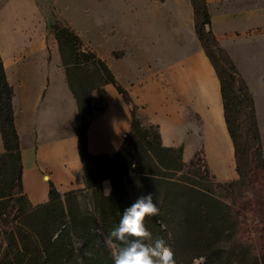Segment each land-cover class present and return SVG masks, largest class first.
Masks as SVG:
<instances>
[{
	"label": "trees",
	"instance_id": "trees-1",
	"mask_svg": "<svg viewBox=\"0 0 264 264\" xmlns=\"http://www.w3.org/2000/svg\"><path fill=\"white\" fill-rule=\"evenodd\" d=\"M190 3L195 33L211 65L215 68L209 50L228 70L236 73L225 49L219 45L212 31L205 29L209 25L206 0H190ZM56 40L59 44L64 40L76 46L81 54L95 63L102 74L101 86L111 84L128 106L131 127L128 139L113 158L107 155L91 156L87 152L86 131L92 115L85 113V99L71 89L79 107L76 118L78 154L83 166L86 192L66 194L63 201L50 185L49 201L38 207H30L21 187V161L13 125L12 90L5 79L0 60V134L4 148L0 156V264H72L76 257L74 238L83 242L84 264H114L104 236L117 225L125 208L148 193H153L159 209L157 215L145 218V225L153 239L163 238L173 248L177 237L172 235L175 230L172 214L176 210L180 240L195 252L186 260L174 256L176 264H193L197 258H204V264H230L231 258L241 251L244 244L250 246L246 253L247 260L239 264H264V162L253 101L243 82L239 87L243 101L234 104L238 135L234 136L228 129L239 178L223 184L215 183L202 148L196 150L185 166L181 161V147L163 148L159 135L150 133L151 126H142L137 107L101 59L85 49L78 37L66 28L58 29ZM73 65H76L75 62ZM64 66L68 68V65ZM218 79L224 119L229 126L225 97L227 83L224 79ZM102 109L103 102L98 111ZM172 160L176 162L175 166L166 165L165 162ZM184 170L187 172L179 179L169 175ZM107 179L111 181L109 197L103 195L101 186L102 181ZM196 182H200L202 187H198ZM204 184L224 187L229 202L217 200ZM242 187L250 189L252 198L239 204L237 199ZM79 192L89 195L92 211L88 214H81L71 202ZM244 213H250V223H255L251 235L249 225L241 221ZM220 222L228 223L234 230L226 248L221 247L220 233L215 230Z\"/></svg>",
	"mask_w": 264,
	"mask_h": 264
},
{
	"label": "crops",
	"instance_id": "crops-1",
	"mask_svg": "<svg viewBox=\"0 0 264 264\" xmlns=\"http://www.w3.org/2000/svg\"><path fill=\"white\" fill-rule=\"evenodd\" d=\"M206 0L213 18L212 33L258 34L264 37V0ZM239 2L249 4L234 9ZM219 5L232 12H217ZM99 25L113 27V44L119 57H99L137 107V116L153 127L163 148H182L188 163L203 149L207 167L218 181L237 178L233 147L225 129L221 88L201 45L191 52L148 54L144 45L153 40L149 28H178L190 20V0H98ZM169 40V35L164 42ZM109 42V41H107ZM160 42V41H158ZM163 43V41H161ZM179 49V48H178ZM5 79L12 90L13 125L18 137L21 187L30 207L49 201L53 186L61 196L86 192L78 154L76 118L79 107L69 85V69L57 53L42 48L16 54L1 49ZM153 59L156 67L151 66ZM155 65V63H154ZM103 109L96 112L86 131L91 156L113 158L128 139L131 116L128 106L111 84L101 86ZM264 162L263 95L250 92ZM4 148L0 134V156ZM104 181L101 183L102 191ZM111 186V185H110Z\"/></svg>",
	"mask_w": 264,
	"mask_h": 264
},
{
	"label": "rangeland",
	"instance_id": "rangeland-1",
	"mask_svg": "<svg viewBox=\"0 0 264 264\" xmlns=\"http://www.w3.org/2000/svg\"><path fill=\"white\" fill-rule=\"evenodd\" d=\"M259 4L260 2L258 0L252 2V5L257 6ZM242 6L247 7L249 4L245 5L239 2L238 6L234 9H241ZM97 8L98 0H0V51L6 48L10 55H17L25 50H30L32 48L38 49L40 47L49 55L57 53L61 64L68 65L71 89L81 98L83 97L85 99L84 105L86 107L85 113L87 116H93L102 107L103 94L100 84L102 74L95 63L81 54L76 46L70 43L67 44L64 40L59 44L56 40V36L58 29L63 27L75 34L81 41L83 47L92 52L97 58L107 57L112 60L119 57L123 51L117 50L113 44L115 29L113 27L105 28L104 25H102V27L99 25ZM207 9L209 14V25H206L205 29L212 31V23L214 20L211 17L208 6ZM216 10L217 12H232L233 8L231 6L226 8L225 5H219ZM148 30V36L152 37L153 40L144 45L145 49L143 50L153 55V58H155V55L158 53L172 54L177 50L179 54H182V47H184V50L188 53L200 46L195 29L190 20H188L186 24L184 23L181 28H178V34L175 33L176 29L174 26L162 28L158 27L156 23L154 27ZM168 35L169 40L164 42ZM215 37L219 45L225 49L236 70V73H232L221 63L216 55L212 54V50H209V55L215 66L213 69L217 78L224 79L226 81L225 83H227L225 97L228 105L227 118L229 126L225 123V129L230 138L228 129L234 136L238 135L234 104L239 100L243 101V97L239 91L241 81L251 98V91L255 92V94L263 95L261 93V88L264 86V37L256 33L243 34L237 32L225 33L224 35ZM161 41H163V43ZM73 62H75L76 65H73ZM151 66L156 67L154 59L151 61ZM233 79L234 82H232ZM140 121L142 126L146 128L150 127L142 119H140ZM149 129L150 133H156L153 127ZM231 144L234 157V145L232 140ZM123 158L122 161H124ZM158 163L162 164L160 161H158ZM165 163L171 166L176 165L174 160ZM186 172L187 171L184 170L169 175L174 179H179ZM211 178L215 183L223 184L231 182L218 181L212 173ZM238 178L237 176L234 181H237ZM195 184L198 187H202L200 182H196ZM204 187L217 200L229 202L224 187L217 186V184H213L212 186L204 184ZM239 196L237 203L243 204L251 200L252 193L249 188L242 187ZM61 198L64 201L65 196ZM71 200L72 204L81 214H88L92 211L88 194L79 192ZM172 219L175 227L172 235L177 237L176 242L173 244L172 251L174 256L186 260L195 252L190 246H187L180 240L181 230L176 227L178 221L176 210H173ZM241 221L249 225V234L251 235L255 223H250V213H244L241 217ZM215 230L220 233L219 241L221 242V247L226 248L229 241L233 238V228H230L228 223L222 224L220 222V224H217ZM73 242L76 257L72 264H84L82 258L84 255L83 242L78 238H74ZM249 247L250 246L244 244L241 247V251L231 258L230 264H239L246 261V253ZM197 259L201 260V264L205 263L204 258Z\"/></svg>",
	"mask_w": 264,
	"mask_h": 264
},
{
	"label": "clouds",
	"instance_id": "clouds-1",
	"mask_svg": "<svg viewBox=\"0 0 264 264\" xmlns=\"http://www.w3.org/2000/svg\"><path fill=\"white\" fill-rule=\"evenodd\" d=\"M102 193L111 195L110 181H104ZM158 212L153 193L141 195L123 210L117 225L104 236L114 264H176L170 246L163 238L153 239L145 225V218ZM193 264H201V260L194 259Z\"/></svg>",
	"mask_w": 264,
	"mask_h": 264
}]
</instances>
